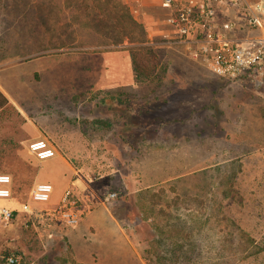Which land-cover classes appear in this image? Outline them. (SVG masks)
I'll return each instance as SVG.
<instances>
[{
	"label": "rangeland",
	"instance_id": "obj_1",
	"mask_svg": "<svg viewBox=\"0 0 264 264\" xmlns=\"http://www.w3.org/2000/svg\"><path fill=\"white\" fill-rule=\"evenodd\" d=\"M156 8L137 22L122 0H0L9 199L20 210L37 175L62 171L27 150L30 130L48 128L73 181L108 214L92 221L107 237L101 256L88 245V263L264 264V85L217 76L163 45L166 14ZM68 228L16 213L0 222V264L12 255L15 264H82Z\"/></svg>",
	"mask_w": 264,
	"mask_h": 264
},
{
	"label": "built area",
	"instance_id": "obj_2",
	"mask_svg": "<svg viewBox=\"0 0 264 264\" xmlns=\"http://www.w3.org/2000/svg\"><path fill=\"white\" fill-rule=\"evenodd\" d=\"M166 10L161 31L162 44L181 48L191 59L211 73L233 82L264 85V0H159ZM28 153L38 161L56 155V147L46 139L30 141ZM12 178L0 173V198L12 197ZM54 187L38 182L30 191L29 201L20 210L0 205V222L12 220L16 213L56 218L66 226L80 223L82 210L73 187L58 203L51 204ZM111 192L108 201L115 197ZM51 204L49 207H37ZM15 264V256L7 258Z\"/></svg>",
	"mask_w": 264,
	"mask_h": 264
},
{
	"label": "crops",
	"instance_id": "obj_3",
	"mask_svg": "<svg viewBox=\"0 0 264 264\" xmlns=\"http://www.w3.org/2000/svg\"><path fill=\"white\" fill-rule=\"evenodd\" d=\"M122 2L129 8L130 13L132 14V16L137 22H143L146 20L147 12H148L146 10L147 6L151 7V5H153L155 8L157 7L156 9L161 7L160 10L162 11L164 10L166 14V10L165 8L161 6L159 0H122ZM149 3H151V5H149ZM0 89L11 102V99L9 98V95L7 94V92L2 90L1 84H0ZM30 134H31V141L40 140V139H46L49 141V139L46 137V134L50 135V137H53V132L48 128H44L41 130V129H38L37 127H34L33 129L30 130ZM53 138L55 139V137ZM49 160H53L56 166L62 168V171H60L57 174L58 176L56 175L58 169L52 175H47L43 177H39L37 175V181L38 182H49L53 185L54 191H53L52 199H51V203L53 204L58 203L61 200L64 192L70 187H73V189L75 190V193L77 192V193L82 194L84 205H83V210H82V217L80 219V224L74 228L66 229L65 234L68 238V243L71 245V248L73 249L74 258L77 260V262H80L82 264H90L88 262H90V259L92 258L91 253H93V250H94L96 251V253L100 254L101 249L104 246V240L102 236H106L104 232L100 229V227L96 223H92V221L97 222L96 220L99 221V219H101L102 216H106L108 214L105 212V210H101V207H99L100 209L99 208L97 209L96 206L98 205L97 203L99 200L95 199V196H94L95 193L91 190L92 188H89V185L87 183H84L80 179L73 181L74 173H73L72 168H67L65 166V160L61 156H58L57 153L52 158H49L44 161H40L41 162L40 167L42 166V164H47ZM84 186H86V188H84ZM84 189H88V191H85ZM53 196H54V199H53ZM105 196L103 200L100 199L101 202L106 201ZM10 200L11 199H1L0 198V205H4L11 209H14V203L11 202ZM84 224L88 225L87 229L83 232L79 231L80 227H82ZM91 226L97 227V230L94 233L90 229ZM90 243L94 247L93 250H91L88 247ZM118 259L122 262V264H128L132 261V258L130 259L127 257H121ZM128 259L130 260V262L128 261L127 263Z\"/></svg>",
	"mask_w": 264,
	"mask_h": 264
},
{
	"label": "trees",
	"instance_id": "obj_4",
	"mask_svg": "<svg viewBox=\"0 0 264 264\" xmlns=\"http://www.w3.org/2000/svg\"><path fill=\"white\" fill-rule=\"evenodd\" d=\"M129 16L132 18V16L129 14ZM133 19V18H132ZM137 26L141 27V24H137L136 21L133 19L132 20ZM132 61L135 64L134 66V71L137 75V77L141 78L146 76V72L143 70L142 66L139 65V63L137 62V58L135 59L134 57H132ZM9 103L8 98L6 97V95L1 91L0 89V109L4 108L7 104Z\"/></svg>",
	"mask_w": 264,
	"mask_h": 264
}]
</instances>
